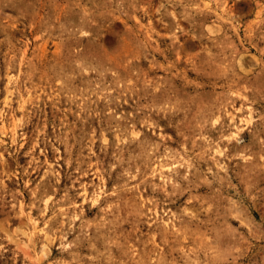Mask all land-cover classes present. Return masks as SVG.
<instances>
[{
	"label": "rangeland",
	"instance_id": "374dc122",
	"mask_svg": "<svg viewBox=\"0 0 264 264\" xmlns=\"http://www.w3.org/2000/svg\"><path fill=\"white\" fill-rule=\"evenodd\" d=\"M0 264H264V0H0Z\"/></svg>",
	"mask_w": 264,
	"mask_h": 264
}]
</instances>
